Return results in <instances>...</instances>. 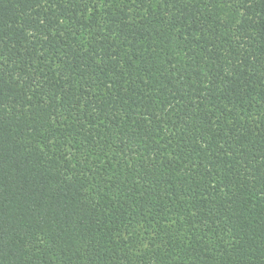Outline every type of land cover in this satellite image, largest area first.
I'll list each match as a JSON object with an SVG mask.
<instances>
[{
	"label": "trees",
	"instance_id": "trees-1",
	"mask_svg": "<svg viewBox=\"0 0 264 264\" xmlns=\"http://www.w3.org/2000/svg\"><path fill=\"white\" fill-rule=\"evenodd\" d=\"M0 264H264V0H0Z\"/></svg>",
	"mask_w": 264,
	"mask_h": 264
}]
</instances>
